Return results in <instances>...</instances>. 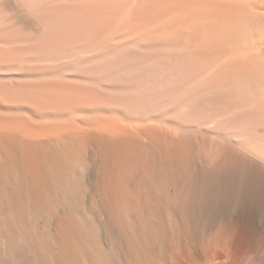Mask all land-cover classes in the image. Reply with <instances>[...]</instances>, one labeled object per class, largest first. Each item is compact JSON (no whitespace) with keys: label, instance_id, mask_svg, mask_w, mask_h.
Here are the masks:
<instances>
[{"label":"bare ground","instance_id":"bare-ground-1","mask_svg":"<svg viewBox=\"0 0 264 264\" xmlns=\"http://www.w3.org/2000/svg\"><path fill=\"white\" fill-rule=\"evenodd\" d=\"M1 1L0 264H264V0Z\"/></svg>","mask_w":264,"mask_h":264},{"label":"rangeland","instance_id":"rangeland-1","mask_svg":"<svg viewBox=\"0 0 264 264\" xmlns=\"http://www.w3.org/2000/svg\"><path fill=\"white\" fill-rule=\"evenodd\" d=\"M1 2H2V5H1L2 6V11L4 13V16L6 15L5 17L7 19L9 18L8 20L12 19L10 21H12L14 23H18L19 25L23 24V26H26V27L28 25H29V27H32V28L34 27L36 22L31 18V16L28 15V11L25 9V7L21 6L22 4L20 2H17V3L16 2H14V3L13 2H9V3H6L7 0H2ZM3 5H6V6H3ZM13 8H14V10H13ZM19 18H20L21 21L19 20ZM35 26H37V24Z\"/></svg>","mask_w":264,"mask_h":264}]
</instances>
